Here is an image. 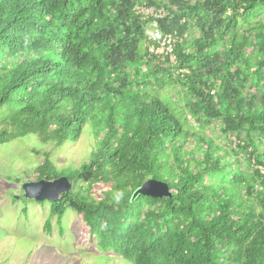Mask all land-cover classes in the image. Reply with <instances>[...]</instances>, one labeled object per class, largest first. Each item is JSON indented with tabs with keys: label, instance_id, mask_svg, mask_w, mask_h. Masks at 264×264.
Instances as JSON below:
<instances>
[{
	"label": "trees",
	"instance_id": "trees-1",
	"mask_svg": "<svg viewBox=\"0 0 264 264\" xmlns=\"http://www.w3.org/2000/svg\"><path fill=\"white\" fill-rule=\"evenodd\" d=\"M87 124V159L33 169L73 182L50 216L134 264H264V0H0V144ZM149 178L171 196L133 198Z\"/></svg>",
	"mask_w": 264,
	"mask_h": 264
},
{
	"label": "rangeland",
	"instance_id": "rangeland-1",
	"mask_svg": "<svg viewBox=\"0 0 264 264\" xmlns=\"http://www.w3.org/2000/svg\"><path fill=\"white\" fill-rule=\"evenodd\" d=\"M88 126L78 140L62 146L35 133L0 144V264H134L100 247L76 209L50 216L48 200L23 195V183L37 180L33 169L44 161V152L59 168L87 159L95 145Z\"/></svg>",
	"mask_w": 264,
	"mask_h": 264
},
{
	"label": "water",
	"instance_id": "water-1",
	"mask_svg": "<svg viewBox=\"0 0 264 264\" xmlns=\"http://www.w3.org/2000/svg\"><path fill=\"white\" fill-rule=\"evenodd\" d=\"M72 188L73 182L67 175L53 179L42 178L39 180H28L23 183L25 196L38 201L48 200L60 202L62 194L69 192ZM139 194L153 197H167L171 196L172 193L166 182L149 178L135 190L133 198H136Z\"/></svg>",
	"mask_w": 264,
	"mask_h": 264
},
{
	"label": "clouds",
	"instance_id": "clouds-1",
	"mask_svg": "<svg viewBox=\"0 0 264 264\" xmlns=\"http://www.w3.org/2000/svg\"><path fill=\"white\" fill-rule=\"evenodd\" d=\"M145 12L147 13V14H149V15H151V14H154L155 12H154V8H152V7H149V8H145ZM156 31H158V32H160L161 34H163L164 36L165 35H171L172 37H173V42H172V46H173V51H172V54H170L171 52H167V50H162L161 52H158V51H152L151 50V47L152 46H154L156 49H158V47H160V42H158V40H155V39H153V37H152V33H154V32H156ZM147 33H148V35H149V43H148V48H149V50H150V52L151 53H153V54H156V55H158V56H162L163 58H170V61L171 60H174V61H171L172 63H175L177 60H178V58H177V55H176V51H175V45H176V42L178 41V36L175 34V33H165L162 29H160L159 27H158V25H157V23L156 22H150L149 24H148V26H147ZM181 40V39H180ZM167 56V57H166ZM62 176V175H61ZM59 177V176H58ZM42 179V178H41ZM48 179V178H47ZM51 179H53V178H51ZM37 180H39V179H37ZM22 189H23V187H22ZM23 191H24V189H23ZM23 195L25 196V191H24V193H23ZM123 195H124V193L123 192H118V193H116L115 194V200L117 201V202H119V200L123 197ZM35 200V199H34ZM36 201H38V200H36ZM43 201H45V200H43ZM81 215V214H80ZM82 216V215H81ZM85 221V220H84ZM85 223H86V221H85ZM87 224V223H86ZM88 225V224H87ZM89 226V225H88ZM90 227V226H89ZM90 235H91V229H90Z\"/></svg>",
	"mask_w": 264,
	"mask_h": 264
},
{
	"label": "built area",
	"instance_id": "built-area-1",
	"mask_svg": "<svg viewBox=\"0 0 264 264\" xmlns=\"http://www.w3.org/2000/svg\"><path fill=\"white\" fill-rule=\"evenodd\" d=\"M152 37L155 40H158V42H160V47H158V49H156L154 46L151 47L152 51H158L161 52L162 50H167V52H171L170 54H172L173 51V46H172V42H173V37L171 35H163L160 32L156 31L154 33H152Z\"/></svg>",
	"mask_w": 264,
	"mask_h": 264
}]
</instances>
